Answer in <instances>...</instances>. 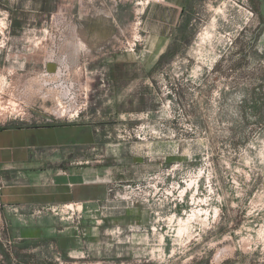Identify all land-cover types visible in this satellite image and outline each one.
Returning a JSON list of instances; mask_svg holds the SVG:
<instances>
[{
  "label": "rangeland",
  "instance_id": "obj_1",
  "mask_svg": "<svg viewBox=\"0 0 264 264\" xmlns=\"http://www.w3.org/2000/svg\"><path fill=\"white\" fill-rule=\"evenodd\" d=\"M259 115L264 0H0V124L90 130L63 164L112 166L136 205L39 264H264Z\"/></svg>",
  "mask_w": 264,
  "mask_h": 264
},
{
  "label": "crops",
  "instance_id": "obj_2",
  "mask_svg": "<svg viewBox=\"0 0 264 264\" xmlns=\"http://www.w3.org/2000/svg\"><path fill=\"white\" fill-rule=\"evenodd\" d=\"M83 133L72 124H0V264H39L44 254H30L29 246L73 253L84 239L110 240L120 216L136 213V205L111 198L109 187L118 181L112 166L63 164L66 151L91 141V131ZM64 204L84 208L74 217L35 211Z\"/></svg>",
  "mask_w": 264,
  "mask_h": 264
},
{
  "label": "built area",
  "instance_id": "obj_3",
  "mask_svg": "<svg viewBox=\"0 0 264 264\" xmlns=\"http://www.w3.org/2000/svg\"><path fill=\"white\" fill-rule=\"evenodd\" d=\"M136 45V43H134ZM134 50V48H132ZM109 191L115 190L116 188V195L121 197L123 200L126 198L124 197L126 194H129L131 191H129L127 188L128 186H124L123 184H120L118 181H113L111 183ZM123 186V189L121 187ZM121 192H125V194L121 195ZM70 205L72 204H64L62 206H54V205H45V206H38L35 211L37 214H41L43 211H51L58 214L68 215L67 217H73V215L76 214V211L74 208H72Z\"/></svg>",
  "mask_w": 264,
  "mask_h": 264
},
{
  "label": "trees",
  "instance_id": "obj_4",
  "mask_svg": "<svg viewBox=\"0 0 264 264\" xmlns=\"http://www.w3.org/2000/svg\"><path fill=\"white\" fill-rule=\"evenodd\" d=\"M170 53V50H168L167 52H165V53H163L161 56H160V58H159V60H158V62H157V64H156V66H159L163 61H164V59L168 56V54ZM256 102H254V104H255ZM258 119L259 120H264V116L263 115H259L258 116Z\"/></svg>",
  "mask_w": 264,
  "mask_h": 264
},
{
  "label": "bare ground",
  "instance_id": "obj_5",
  "mask_svg": "<svg viewBox=\"0 0 264 264\" xmlns=\"http://www.w3.org/2000/svg\"><path fill=\"white\" fill-rule=\"evenodd\" d=\"M70 206H71V205H70ZM71 207H72V208H74V207H75V209H76V208H78V209H79V206H78V205H77V206H76V205H73V206H71ZM198 212H199V211H198ZM194 214H195V213H194ZM196 215H197V214H196ZM182 223H183V221H181V224H182ZM184 224H185V222H184ZM183 229H184V228H183Z\"/></svg>",
  "mask_w": 264,
  "mask_h": 264
}]
</instances>
